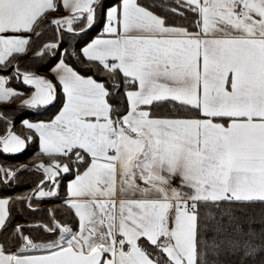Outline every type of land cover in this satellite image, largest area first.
Returning <instances> with one entry per match:
<instances>
[{
    "label": "snow or ice",
    "instance_id": "6c2138e0",
    "mask_svg": "<svg viewBox=\"0 0 264 264\" xmlns=\"http://www.w3.org/2000/svg\"><path fill=\"white\" fill-rule=\"evenodd\" d=\"M0 124V264H264V0H0Z\"/></svg>",
    "mask_w": 264,
    "mask_h": 264
},
{
    "label": "trees",
    "instance_id": "16d2710c",
    "mask_svg": "<svg viewBox=\"0 0 264 264\" xmlns=\"http://www.w3.org/2000/svg\"><path fill=\"white\" fill-rule=\"evenodd\" d=\"M50 37H51V33H48L45 35L43 39L47 40ZM24 66L25 65H21V67ZM40 71L41 73L44 72L43 68H41ZM97 78L99 79L102 77H97ZM12 86L20 89L21 91H27V88L22 84H12ZM7 107H15V105H10ZM56 110H57L56 108H52L51 106H49V111L42 112L41 114H37L32 110L22 111L16 114L17 115L16 130L18 132L23 131L19 119L21 116L32 120L45 119L48 116H51ZM2 129H3V125L0 124V131H2ZM36 151H38V143H31L26 147V150L20 154L11 155V156H5L3 154H0V165L16 166V167H18L20 164L30 165L31 160L34 157ZM39 175H40L39 173H35V172H24L21 176V182L19 184H14L10 188H6L3 185H0V197H4V196L15 197L28 193L34 187V182L38 179ZM60 195L63 196V185L60 189ZM33 203L34 204L38 203L39 205V210L36 212L31 211L30 209H28L26 204H22L20 202L10 204V211L13 219V224L18 223L20 225H26L37 219L47 220V210L49 208H56L57 215L59 218L60 210L58 205L61 203L59 197L45 198L43 202H38L36 200H33ZM255 227L259 229L260 224L257 223ZM3 239H4L3 236H0V241H2Z\"/></svg>",
    "mask_w": 264,
    "mask_h": 264
},
{
    "label": "crops",
    "instance_id": "0c3cea01",
    "mask_svg": "<svg viewBox=\"0 0 264 264\" xmlns=\"http://www.w3.org/2000/svg\"><path fill=\"white\" fill-rule=\"evenodd\" d=\"M44 73V72H43ZM8 106H10V105H8Z\"/></svg>",
    "mask_w": 264,
    "mask_h": 264
},
{
    "label": "rangeland",
    "instance_id": "374dc122",
    "mask_svg": "<svg viewBox=\"0 0 264 264\" xmlns=\"http://www.w3.org/2000/svg\"><path fill=\"white\" fill-rule=\"evenodd\" d=\"M42 74H44V73L42 72Z\"/></svg>",
    "mask_w": 264,
    "mask_h": 264
},
{
    "label": "built area",
    "instance_id": "2783aa9c",
    "mask_svg": "<svg viewBox=\"0 0 264 264\" xmlns=\"http://www.w3.org/2000/svg\"><path fill=\"white\" fill-rule=\"evenodd\" d=\"M42 74V73H41Z\"/></svg>",
    "mask_w": 264,
    "mask_h": 264
}]
</instances>
